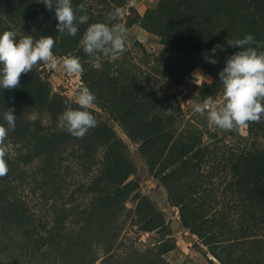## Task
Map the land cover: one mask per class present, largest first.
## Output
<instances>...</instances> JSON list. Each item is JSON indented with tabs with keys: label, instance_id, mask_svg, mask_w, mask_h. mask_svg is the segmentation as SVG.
<instances>
[{
	"label": "rangeland",
	"instance_id": "rangeland-1",
	"mask_svg": "<svg viewBox=\"0 0 264 264\" xmlns=\"http://www.w3.org/2000/svg\"><path fill=\"white\" fill-rule=\"evenodd\" d=\"M160 2L72 0L77 17L85 14L81 3L89 16L72 37L58 32L54 8L41 0H0V34L50 35L57 60L56 69L22 74L19 88L0 89V124L7 127L6 109L16 116L6 140V158L18 168L11 193L82 264H264V222L249 220L242 196L227 191L234 151L254 145L250 125L221 130L187 102L222 99L218 73L239 50L192 52L166 32ZM117 8L119 20H108ZM96 22L126 25L117 59L88 56L80 46ZM68 55L80 58L82 74L63 69ZM198 73L211 83H196ZM82 86L97 98L90 109L97 124L77 139L60 116L78 107ZM257 125L264 134V122Z\"/></svg>",
	"mask_w": 264,
	"mask_h": 264
},
{
	"label": "clouds",
	"instance_id": "clouds-1",
	"mask_svg": "<svg viewBox=\"0 0 264 264\" xmlns=\"http://www.w3.org/2000/svg\"><path fill=\"white\" fill-rule=\"evenodd\" d=\"M41 3L50 12L54 8L58 21L56 28L60 34L66 32L75 37L79 31L78 25L86 24L89 20L83 3L77 7L85 14L79 17L73 8L72 0H55V5L53 0H41ZM121 14L122 10L117 8L107 14V19L118 21ZM126 34L127 27L122 22H96L86 28L79 43L88 56L95 57L100 54L106 59L115 60L125 51ZM227 43L242 50L228 57L225 67L218 73L222 82V99L208 96L202 102H187L193 104L194 112L206 114L210 125L224 131H232L250 123H259L264 118V51L258 52L257 48L250 46H259L252 34H246L242 39L228 40ZM54 47L55 39L50 35L34 39L31 35L18 36L11 30L0 34V89L19 88L21 75L32 72L37 65L56 69ZM209 62L217 63L216 60ZM62 65L69 74H82L84 71L78 56H65ZM197 81L211 83V80L201 73L196 75L195 82ZM96 99L87 86H82L75 96L78 107L66 106L60 116L61 127L77 139L84 138L97 124L90 111ZM13 113L14 108L6 109L4 120L7 127L0 124V178L9 172L5 159L8 153L6 140L9 130H15L16 116Z\"/></svg>",
	"mask_w": 264,
	"mask_h": 264
},
{
	"label": "trees",
	"instance_id": "trees-1",
	"mask_svg": "<svg viewBox=\"0 0 264 264\" xmlns=\"http://www.w3.org/2000/svg\"><path fill=\"white\" fill-rule=\"evenodd\" d=\"M156 11L166 18V32L175 31L179 43L184 42L194 53L209 51L212 45L241 51L227 41L246 34H252L259 46L264 43V0H161ZM222 18L225 24L219 26ZM250 46L260 52L256 44ZM263 122L264 118L259 123ZM257 124H249V141L254 145L234 151L227 191L235 199L242 196L243 213L249 220L264 222V134L257 132L262 130ZM5 159L9 172L0 178V264H82L79 253L62 245L64 237L11 193L18 168Z\"/></svg>",
	"mask_w": 264,
	"mask_h": 264
}]
</instances>
